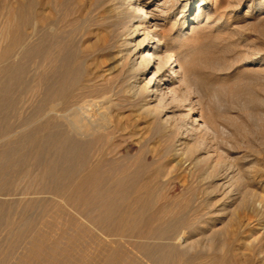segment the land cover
Segmentation results:
<instances>
[{"label":"bare ground","instance_id":"6f19581e","mask_svg":"<svg viewBox=\"0 0 264 264\" xmlns=\"http://www.w3.org/2000/svg\"><path fill=\"white\" fill-rule=\"evenodd\" d=\"M205 5L202 0H190L181 17L187 18L182 22L183 29L197 23ZM147 7L145 0H0V20L4 22L0 36L11 38L0 53V119L5 121L14 114L19 118L15 124L4 123L6 131L1 138L15 136L11 135L13 130H35L30 137L0 146V196L18 199L0 201V224L4 222V228L11 230L23 229L41 215L31 220L27 213L36 208L37 214V208L41 209L45 215L40 218L42 225H49L48 217L54 215L52 220L65 224L64 230L73 229L69 236L76 232L67 241L83 238L80 242L85 253L75 262L71 251L60 248L64 234L61 236L59 231L58 237L56 229L57 237L52 232L37 231L32 234L24 264L31 256H36L37 264L183 263L188 241L199 229V211L205 207L206 214L214 212L211 200L198 206L196 199L199 195L213 196L221 188L225 195L233 194L235 181L244 189L240 191L239 208L247 215L258 216L254 220L257 225L264 223V200L259 202L257 195L246 190V186L258 181L248 167L238 169L239 179L233 165L213 160L202 170L199 168L204 158L191 146L192 138L187 135L201 128L203 122L197 115L193 119L198 113L193 104H188V114L181 116L188 121L180 124L187 133L177 136L167 149L181 172L175 177L178 181L173 179L177 182L172 187L175 194L179 192L178 197L170 200V196L162 194L155 182L164 177L160 173L150 180L141 177L147 132L157 130L158 140L149 151L157 157L162 141L175 130V117L169 114L163 98L171 94L177 97L174 86L184 80L178 58L180 42L170 37L176 23L167 30V23L160 22ZM29 58L33 68L30 78L28 66L21 63ZM13 59L17 60L15 64H8ZM16 81L18 96L13 92ZM118 95L126 97L131 115H136L147 130H131V140L126 144L128 149L141 145L143 153L134 163L136 169L119 166L108 174L104 169L109 164L105 153L99 152L92 159V151L101 138L100 131L120 130L123 125V111L118 113L116 103ZM17 181L27 183L13 189ZM247 215L243 219L232 218L229 252L234 258H226L224 253V257L213 256L212 264H250L242 252L245 234L253 225ZM23 231L17 234V240L28 237L29 232ZM52 239L55 240L48 250L45 244Z\"/></svg>","mask_w":264,"mask_h":264},{"label":"rangeland","instance_id":"374dc122","mask_svg":"<svg viewBox=\"0 0 264 264\" xmlns=\"http://www.w3.org/2000/svg\"><path fill=\"white\" fill-rule=\"evenodd\" d=\"M145 1L148 4L147 10L151 13L154 12L161 19L159 20L160 22L167 23V30L172 28L173 24L176 23L175 30L171 33L170 37L173 39L176 38L180 42L179 46L182 50H180L178 58L181 60L182 78L184 80L179 81L174 86L177 87L178 98H174L173 94L163 98L164 102H166L164 103L165 106L171 111L169 114H172L171 116L175 117L174 120H177V123H175L176 121L173 122L174 120L172 121L175 130L171 131L170 137L168 136L162 141L161 154H157V157L156 154H149V151L153 148L152 146H154L158 140V138L155 137L157 136V130L155 128L148 130V135L146 134L148 137L146 136L147 142H143L144 153L141 151L143 156L140 154L141 145L136 146L134 149H128L126 144L129 142V139L131 140V130L147 129L143 127L144 123H139L137 121L136 115H131L129 111L130 105L128 104L129 102L126 101V97L118 95L116 97V103L118 104V113H120L121 110L123 111L121 112L122 114L120 113V115L124 117L122 120L123 125L120 130L110 129L111 131H100L99 135L101 138L95 142L92 151V159L93 156L96 157L95 155L103 151L102 153H105L108 160L107 162L109 163L104 169L106 173L113 174V169L116 170L117 168H121L119 166H125L126 168L133 166V168L136 169L134 163L138 156H142L141 158L145 163V167L140 172V175L143 177V180H150L151 177L155 178L154 176L157 175H155V173H160L164 177L155 180V182L158 183V188L160 190L162 189V194L164 196H170L167 197V199L169 198L170 200L172 198H177L179 192L175 194L172 187L178 181L176 178H178L177 176H179L181 172L176 165V161L167 154V149L169 145L171 146L173 144L177 136L187 133V131L184 130L185 127L182 128L180 124H185L188 121L186 118L181 119V116H186L188 114L186 106L188 104H193L198 112L192 116L193 119L197 115L203 119V122H200L201 128L191 133L188 132L189 134L187 133V135L189 138H192L190 140L191 146L199 150L204 158L199 168L202 170V168L207 165L206 163H210L213 160L223 165H233V167L237 169V173L239 172L237 174L238 176L236 175V178L239 179L241 173L238 169L242 167V169L246 170L248 167L250 173H255L254 176L258 181L251 186H246V190L257 195L256 198H259V202L264 200L262 199V197L264 198V0H202V2L206 3V10H204L203 14L197 19L195 25L192 27L188 26L186 29L182 28V22L187 18L182 20L181 17L185 13L184 11L190 6V0ZM3 25L4 22L0 20V30ZM10 41L11 38L7 40L0 36V53ZM16 61L17 60L14 59L10 60L8 64H15ZM21 63L28 66L27 75L30 78L33 70V68H31L32 58L27 59V61L22 60ZM1 66L2 65H0V69ZM13 85V92L18 96L20 94V89H18L17 81ZM115 90L118 89L115 88ZM125 109L127 111H125ZM17 118L16 114H14L5 121L0 119V146L16 143L20 138H27L34 135L35 130L30 128L28 130H21L22 132L20 130H13L14 133L11 132V135L16 134L15 136L12 135L8 138H1V134L6 131L3 130L5 125H9V121L10 124L17 123L16 121L19 119ZM141 123L142 125H140ZM136 124L140 126L138 125L137 128L134 127ZM24 131L27 132L23 134ZM55 131L67 133L68 130H54V132ZM46 134L47 137L48 131ZM122 135H127V138ZM145 143H147V145ZM49 144V140L46 139L45 145L49 147ZM165 145L166 148L164 147ZM146 151L147 153H145ZM108 152H112V154H108ZM107 155L111 156L108 157ZM199 168L197 173L201 171ZM166 174L169 178L166 177ZM11 177H13V174ZM165 178H168L171 183L168 179L165 180ZM162 182L164 183L162 184ZM26 183L27 182L17 181V184H13V189L15 187L17 188L19 184L20 186L18 187L23 188ZM110 184H112L111 181ZM243 190V187L238 186V183L235 181V191L233 194H228L230 197L225 195L223 188L216 191L213 196H198L196 199L197 205H204L203 203L207 200H211V204L213 205L214 203V212L212 215L206 214L208 210H204L205 207L199 211V229L196 234L190 237V242L188 241L189 244L185 248L187 251L184 250L186 253L183 260L184 262L181 263L176 260V264H212L215 257H224V255L228 256L226 258H234V254L229 252L231 246L229 230L231 229V224L234 222L232 218L238 220L240 218L243 219L245 215H247L246 211L239 208L242 199L241 192ZM18 191H21V189H18ZM7 198L9 199L5 200ZM12 200L16 201L18 199L14 196H7L6 194H1L0 196V201L11 202ZM161 201L163 202L164 200L161 199ZM261 206H263L264 210V203H262ZM35 209L27 213V215H29L28 217L30 218L31 216L32 220L35 215L37 216L39 213L41 215L39 214L40 216H38L39 220L38 217H34L33 223L29 222L31 223L30 226L29 223H27V226L25 225L24 228L29 231H23L24 228L19 229V227H12L14 228L12 230L10 227L8 229L5 227V229L4 226L6 224L4 225V222H1L0 249L2 253L0 254V264H24L23 261L25 260V256L31 247L32 234L37 231L44 233L47 231L48 234H51V232L55 234L56 230L58 235L59 233L61 236L64 234L63 240L61 239L60 248L64 251H71L73 260L79 262L85 254L82 245L83 238L80 237L79 239L81 240H72L73 244L71 241H67L66 239L68 237L71 239L72 235H74V233L76 234V232L74 231L72 235L69 236L68 234H71L73 229L67 227L64 230L65 224H56L55 218L52 220L53 217H55L52 214L50 215L53 217L47 216L51 218L49 219V225L47 223L48 226L45 224L42 225L41 219H43L45 215H42V210L38 208L37 210H39V212L37 211L38 213L36 214ZM247 217L252 218L253 225L248 229V233L246 232L245 234L246 242L242 248V252L245 253V255H243V257L247 256L250 264H264V228H262L264 223H262V225H257L255 223L254 220L259 218L258 216H250V214H248ZM200 225H202V227ZM40 226L42 227L40 228ZM44 226L46 227L45 230L42 229ZM47 227H51V229ZM56 227H58V229ZM70 229L72 230L70 231ZM22 231L26 234L29 232L27 234L28 237L17 240V234ZM69 231L70 233H68ZM60 235L58 237H60ZM54 240L55 239H52L50 242H46L45 248L49 250L52 247L50 244L53 245ZM80 241H82V243ZM217 247L219 250L225 251L220 252ZM224 247H226L227 250ZM210 248L211 250H209ZM3 251L6 253L5 255ZM6 255L8 260H5L7 258L3 260V257ZM15 255H18L17 258H15ZM208 255L209 257H207ZM21 258L24 259L21 260ZM34 258H36V256H31L26 261V264H37ZM198 258L200 259L198 260ZM243 263L247 264L245 262Z\"/></svg>","mask_w":264,"mask_h":264}]
</instances>
